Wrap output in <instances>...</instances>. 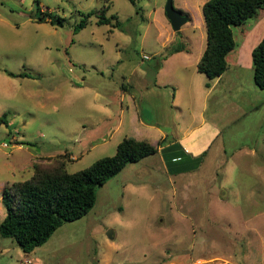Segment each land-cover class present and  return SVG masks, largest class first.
<instances>
[{
    "label": "rangeland",
    "instance_id": "rangeland-1",
    "mask_svg": "<svg viewBox=\"0 0 264 264\" xmlns=\"http://www.w3.org/2000/svg\"><path fill=\"white\" fill-rule=\"evenodd\" d=\"M34 1L0 0V116L8 114L0 127V220L3 189L29 179L34 164L57 159L73 174L115 154L126 122L123 135L115 133L105 146L94 141L108 131H97L104 101H95V92L110 98L106 109L128 116L125 106H131L120 98L128 87L146 123L178 130L174 122L184 126L204 116V130L213 131L198 145V162L190 163L197 169L172 175L153 157L131 164L97 191L84 217L63 224L28 258L0 237V264H264V92L249 80L250 53L264 35V6L231 27L243 71L222 106L211 99L202 117L184 106L173 120L161 84L179 76L180 104L196 92L193 56L206 45L201 5L208 0H173L190 18L178 32L165 17L166 0H139L138 10L128 0H37L45 23L37 21ZM103 8L111 24L99 26ZM91 11L97 15L75 33ZM178 46L182 55H171ZM189 51L193 56L186 57ZM163 61L177 62L161 72ZM82 79L84 87L74 88ZM148 140L157 141V134Z\"/></svg>",
    "mask_w": 264,
    "mask_h": 264
},
{
    "label": "trees",
    "instance_id": "trees-1",
    "mask_svg": "<svg viewBox=\"0 0 264 264\" xmlns=\"http://www.w3.org/2000/svg\"><path fill=\"white\" fill-rule=\"evenodd\" d=\"M137 10L139 0H128ZM39 23L42 19L39 1L33 2ZM264 6V0H208L201 5V14L206 29L205 49L197 63L196 71L212 81L221 77L227 70V56L233 51L235 41L231 27L240 26L254 17ZM178 10V9H177ZM182 14H184L181 10ZM91 11L74 29L78 32L87 20L96 16ZM97 25L111 24L110 18L101 11ZM113 17V16H112ZM52 26H62L60 20ZM181 46L175 47L172 54L180 53ZM252 80L259 90H264V35L251 51ZM11 77H28L26 74ZM8 114L0 116V127L7 125ZM264 133V128H263ZM161 141L153 146L145 141L125 137L116 146L115 154L95 161L88 168L68 174L63 162L54 159L46 163L34 164L32 176L24 181L5 187L1 194V204L5 216L0 222V237L13 240L24 255L31 254L44 245L52 234L63 224L75 222L84 217L95 205L97 191L127 166L136 164L158 153Z\"/></svg>",
    "mask_w": 264,
    "mask_h": 264
},
{
    "label": "crops",
    "instance_id": "crops-1",
    "mask_svg": "<svg viewBox=\"0 0 264 264\" xmlns=\"http://www.w3.org/2000/svg\"><path fill=\"white\" fill-rule=\"evenodd\" d=\"M260 41V40H259ZM205 48L200 49V52L197 53L196 56L192 55V52H184L186 57L189 55H192L194 57L195 62V69L197 66V63L203 53ZM251 54V53H250ZM175 55H182V52L172 54ZM172 56V57H173ZM240 52H235L234 50L227 56V70L219 77L218 79L209 81V84H207V79L203 74H199L196 71L195 75H192V81L195 80V82L198 84V88L196 92L187 93L186 100L188 101L186 104H180L181 100V88L179 86L177 78L179 76L173 75L169 77L168 79L164 80L161 84V90H164L167 92L170 96L169 98V112L168 115L170 117V112L173 113V120H176L177 117L182 116L183 107L187 110V112L191 111V114L193 112L198 111L197 113L202 117L203 112L207 108V102L211 99L214 100V106L220 107L222 106V99L224 98V95L229 91L231 84L234 82H237L242 78V71H243V64L240 63L239 60ZM173 64L176 66L177 61H172ZM163 61L161 63V72H163L164 68L166 67L167 70L169 69V64ZM252 64V63H251ZM180 67V66H178ZM248 72V69H247ZM252 67H249V80L253 82L252 80ZM204 76L205 79H202ZM177 77V78H176ZM73 82H79L78 79L75 77H71ZM82 83L80 84H73L74 88L80 89L81 87H84L83 82L84 80H81ZM155 85V84H154ZM128 89V87H127ZM125 90L124 93L120 94V98L122 100H128V104H130L131 108L128 106L126 108L127 115H124L123 110H118L114 114L113 110L106 109L107 107L111 106L112 103L107 101L108 96L100 95L99 93L95 92L92 97L95 101H104L101 106L103 107V110L101 109V116L99 118V124L97 127V131H100L101 127L106 126L108 127L107 133H104L102 136L95 137L94 141L101 142V145H106L107 143L111 142L112 138H114L115 133L121 132V128L124 125V122H126V132L127 134L123 135V132H121L122 137H131L137 141H143L145 136H150L152 131L155 132L158 136V140H152L149 141L151 145L157 146L159 141H166L167 139H170L169 142H165L162 146H159L158 153L154 156H151L153 158H156L155 160L159 163V166L161 168V165L163 166V169L167 171L169 174L172 175H178V174H185L187 172L193 171L194 169H197L199 165H196L195 167L190 165V163H196L198 162V159L200 158V153L197 151L198 148H200V142H204L206 138L208 137V134L213 131L211 129L204 130L205 127H207V121L202 117L201 120L196 121L194 117L192 116L191 119L187 121V123L184 124V126H181L179 122H174V126H178V130H175L174 128L169 129V131L166 129V125L162 124L161 129L160 126H157L156 124L151 125L146 123L145 120L142 119V114L139 109V106L136 104V97L129 93L128 90ZM168 89H171V93L168 91ZM148 90V88H147ZM264 92V90H258V92ZM154 92V91H153ZM254 93H257L255 89H253ZM195 95V97L193 96ZM158 95V94H157ZM155 95V96H157ZM101 108V107H100ZM195 109V110H194ZM257 107H254V110H256ZM194 115V114H193ZM111 123H114L113 126H111ZM181 126V127H180ZM216 132V131H215ZM217 133V132H216ZM121 138V140L123 139ZM115 141L114 146L116 147L118 143L121 141ZM92 142V145H94L96 142ZM95 147V146H94ZM149 158V157H148ZM179 162L176 168V164ZM172 172V173H171ZM131 184H125V188ZM5 214L2 217V220L4 218ZM0 220V221H2ZM2 248V242H0V250ZM1 252V251H0ZM34 254V251L32 252ZM31 253V254H32ZM29 255H24V258H28ZM29 260V259H28ZM28 264H33L32 261H27Z\"/></svg>",
    "mask_w": 264,
    "mask_h": 264
},
{
    "label": "water",
    "instance_id": "water-1",
    "mask_svg": "<svg viewBox=\"0 0 264 264\" xmlns=\"http://www.w3.org/2000/svg\"><path fill=\"white\" fill-rule=\"evenodd\" d=\"M164 14L173 32H178L190 20L187 14H182L174 8L173 0H166ZM107 238L110 240L113 239L111 232L107 233Z\"/></svg>",
    "mask_w": 264,
    "mask_h": 264
},
{
    "label": "built area",
    "instance_id": "built-area-1",
    "mask_svg": "<svg viewBox=\"0 0 264 264\" xmlns=\"http://www.w3.org/2000/svg\"><path fill=\"white\" fill-rule=\"evenodd\" d=\"M3 148H7L5 144L2 145Z\"/></svg>",
    "mask_w": 264,
    "mask_h": 264
}]
</instances>
